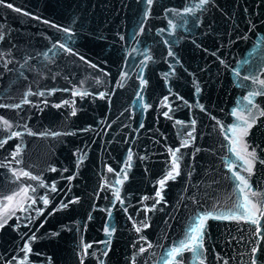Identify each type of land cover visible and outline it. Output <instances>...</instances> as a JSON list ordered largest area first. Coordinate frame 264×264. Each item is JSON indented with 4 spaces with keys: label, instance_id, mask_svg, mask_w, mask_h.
I'll list each match as a JSON object with an SVG mask.
<instances>
[{
    "label": "water",
    "instance_id": "1",
    "mask_svg": "<svg viewBox=\"0 0 264 264\" xmlns=\"http://www.w3.org/2000/svg\"><path fill=\"white\" fill-rule=\"evenodd\" d=\"M0 36V117L12 125L0 120V213L16 211L0 229V264H167L197 217L243 203L227 163L264 209V94L255 107L245 99L264 93L254 82L264 80V0H3ZM234 110L252 123L251 176L230 151L228 129L243 126ZM169 149L180 174L161 189ZM23 188L36 198L27 211ZM253 227L209 219L203 249L181 264H250Z\"/></svg>",
    "mask_w": 264,
    "mask_h": 264
},
{
    "label": "snow or ice",
    "instance_id": "2",
    "mask_svg": "<svg viewBox=\"0 0 264 264\" xmlns=\"http://www.w3.org/2000/svg\"><path fill=\"white\" fill-rule=\"evenodd\" d=\"M153 2V0H147V3L149 5H151ZM0 3H3V0H0ZM208 0H201V5L207 4ZM9 8L12 7L11 4L7 5ZM17 11H19V9H16ZM185 12L190 13L192 12V9H185ZM45 23H47V21H45ZM169 24L171 25V21H169ZM55 26V25H53ZM172 27L174 28L175 26L172 25ZM63 31L65 33H69L70 29L68 28H64ZM140 31H143V28L141 27ZM0 39H2V36H0ZM60 48L64 49L65 51L71 53L72 49L71 48H66L64 44H60L59 45ZM169 56L174 55L171 50H169L168 53ZM81 59H83V57H81ZM150 59V57H149ZM126 75V74H125ZM237 75H239V73H237ZM243 79H248V77H244ZM256 83H259L260 85H264V80H256L254 81ZM147 84L146 80H141V86H144ZM197 92L200 91L199 88L196 89ZM264 93L262 92H251L249 93V95L247 97H245V99L248 101L249 105H252L253 107H255V105L253 104V99L252 97L257 96V95H262ZM40 95H43V93H40ZM74 95H86V93L83 92H75ZM105 94L104 93H100V97L104 98ZM167 100V97L165 98V101ZM29 101L27 99H25L23 101V103H28ZM67 103V102H66ZM4 105H0V107H3ZM11 107H15V108H19L20 105H12ZM56 107H60V105H56ZM145 108L150 107V105H144ZM73 115L76 114L75 109H73L72 112ZM165 116H168V112H164ZM233 116H237L238 119L243 121V126L241 125H233L232 127H230L228 129V131L230 133H232V136L229 137V139L231 140V147H230V151L233 152L235 154V156L244 162L245 165H247V167H245L244 171L248 173L249 176L252 175L253 173V167L255 162L259 159L256 153L255 148H253L251 151L248 150V145L246 143H243V138L246 137L248 135V129H250L252 127V123H249L248 120L243 117L240 116L239 113H237L235 110L232 112ZM261 115H264V112H261ZM0 120H3L2 117H0ZM255 121L253 120V123ZM176 123L181 124L183 122L181 121H177ZM192 125H195L196 121L193 120L191 121ZM3 124L5 125V127L7 128H11L12 125L9 124V122L7 120H3ZM143 125H141L142 127ZM195 129L193 128V131ZM32 134V133H29ZM21 133L20 132H13L11 133V136H20ZM189 137H192V132L188 133ZM11 138V137H9ZM7 141H4V143H6ZM243 143V154L241 153L240 150H238V146H240ZM0 146H2V144H0ZM187 144H182L181 147H186ZM179 149H169V152L171 153L172 156V167L171 170L168 171V173L158 182L160 185V188L163 189L166 182L168 180H175L176 176H178L180 174L179 171V157L177 155V153L179 152ZM20 154V147L17 146L15 152L12 153L13 158H15L16 156H18ZM129 161L132 159L131 154H129L128 157ZM259 162L261 164H264V160H259ZM17 163H19V161H17ZM226 167L229 169L230 172H232L233 175V179L234 181H238V183L236 184L237 189L241 192L244 193V198H243V203H240L236 206V210L232 211L230 210L227 214H219V215H214L212 212H206L201 214L199 217H197V220L194 221L193 225L190 226L189 228V232L186 236L185 240H182L179 242V246L173 247L169 253L167 254L168 257H170V259L167 260V264H181V261L183 259V253L185 251L188 252H195L197 253V255H199V250L203 249V244H204V235H205V231H206V222L209 219H215V220H221V221H236V222H240L243 221L245 223H250L251 225H253V229H252V235L254 237H256V239L254 240V246L251 248V260H250V264H264V248L261 247V240H264V231H262L261 229V220L260 217H264V209H261L259 207L258 204H253L252 200L249 198V194L251 197H256L258 196L257 192L252 191L251 185L249 184V181L242 175H240L239 172H235L233 171V164L231 163H227ZM14 174L17 175V178H19L20 176H24V177H30L31 179L35 180L38 179V177H34L31 176L29 172L27 171H21L19 173H15ZM51 171H56L55 168L51 169ZM109 171H112L111 169H109ZM126 178V177H125ZM69 179H71V177H69ZM118 183H123V181H118ZM247 189V192H245V190ZM29 188H23L21 189V192L23 193V202H20L18 207L20 211H27L28 208H30L32 205L36 204V198L34 196H30L29 195ZM51 191L55 192L56 191V186L55 184H53L51 186ZM31 192H35V189H31ZM20 195V193H15L13 194V196H8L6 197V200L11 202L14 199V196H18ZM156 196L159 197L160 199L156 201V203H159L160 200H163V196L161 191H157L156 192ZM116 198L119 199V191L117 190L116 192ZM39 199L43 202V205L45 207H47L50 203L48 197L42 196L39 197ZM145 199H147V197H145ZM76 201H71L70 203H75ZM27 203V207H25V204ZM62 208H67L68 204H61ZM255 209V212L252 211V209ZM37 211H39L41 214L43 212V209H38ZM55 211V210H54ZM16 214L15 209H9L7 205H5L4 211L3 213H0V229H3L5 227V225L8 224L9 219L12 218V216H14ZM110 215V213H109ZM143 227H148V225L145 223L143 225ZM114 231V229H113ZM136 231L139 232L141 231L140 228H136ZM105 232H109V229H105ZM111 233H109L110 235ZM36 237L33 235L31 237V239H35ZM87 247L90 246H85V251L87 249ZM149 247H151V245H149ZM24 251L30 252L31 248L30 245L28 243H25L24 245ZM145 249L144 248H140V252H144ZM107 254V253H105ZM27 260V255H25L24 260L20 261L19 264H25V261ZM200 264H204V260L201 259L200 260ZM225 264H227V262H225Z\"/></svg>",
    "mask_w": 264,
    "mask_h": 264
}]
</instances>
